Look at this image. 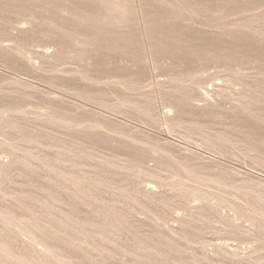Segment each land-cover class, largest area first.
Listing matches in <instances>:
<instances>
[{"label":"rangeland","instance_id":"rangeland-1","mask_svg":"<svg viewBox=\"0 0 264 264\" xmlns=\"http://www.w3.org/2000/svg\"><path fill=\"white\" fill-rule=\"evenodd\" d=\"M257 13L197 16L202 20L184 24L216 40L229 37L239 18L263 25ZM3 16L0 36L10 44L22 17ZM132 20L131 61L120 64L103 49L85 55L92 61L88 78L80 71L84 62L69 56L41 68L37 52L53 48L39 36L26 39L24 56H0V123L10 118L18 125L0 129V264H264V161L239 146L217 152L204 139L233 135L264 154V102L248 104L257 108L248 112L233 100L251 83L264 87V31H244L263 57L256 64L243 59L228 68L207 54L170 68L147 61L142 19ZM133 57L139 85L123 92L110 75L119 72L113 66L127 74ZM169 69L182 74L188 90L220 103L174 106L187 121L172 129L157 115L167 111L158 83ZM144 97L149 114L128 101ZM9 143L26 163L13 158Z\"/></svg>","mask_w":264,"mask_h":264},{"label":"bare ground","instance_id":"bare-ground-1","mask_svg":"<svg viewBox=\"0 0 264 264\" xmlns=\"http://www.w3.org/2000/svg\"><path fill=\"white\" fill-rule=\"evenodd\" d=\"M137 2L139 3H135V0H0V18H3V14L6 13H14L16 16L19 17L21 15L22 17H19L21 20L15 19L14 21V30L16 31L12 39L13 42L10 44H4L5 39L0 36V56L6 57L14 55L12 58L24 56V48L29 44L26 43V39L28 40L31 37L34 39L35 36H39L45 39L44 47L46 49H49L50 47L53 48L51 52L45 50L36 51L38 58L42 62L41 68H45L47 65L52 66L53 64L62 61L64 59L63 57L67 58L69 56L72 60L76 59L84 62L85 68L80 71H82L81 74L83 78H88L89 75L85 69H89L92 64L89 63L90 58H86L85 55L91 57V54L94 52L98 53V51L103 49L111 51V55L113 56H118L117 61L120 64L131 61L126 55H130V52L132 51L133 38L130 33V27L131 21H133L132 18H134L135 20H138V22L142 19L144 25L143 35L146 36L144 39H147L148 45L146 46H148V51L150 53L147 61L150 62L152 66L166 64L171 68L174 63L178 64L179 61H182L183 63L188 57L196 58V56L207 54H212V57H216L218 64L220 61H223L224 66L227 65L228 68H231V66L236 63L234 61L247 59L251 64H256L263 60L262 58L264 57V54H262L263 57H261L256 52H253L258 47H253V45L251 46L246 43V35L248 34H245V32L249 27L255 29L254 31L257 33H262V31H264V24H257L258 20L256 21V25L252 27L246 22H241L242 20L239 18L240 22L237 20L239 26L227 31L229 37L218 38L216 40L208 39L204 34L192 31L191 28H188L187 26H190V24L185 25L184 23L192 22L197 16L207 17L210 15L212 17V15H217L220 17L222 14L232 15L233 13L237 14L239 12L244 13L246 11L254 10H258V12L259 10L262 11V14L259 13L258 15L257 13L256 16L262 19L260 21H263L264 0H138ZM197 18L202 20L199 17ZM21 22H25L27 27L24 28L18 26ZM249 30L251 29L249 28ZM259 37L258 40L260 39ZM36 38L38 39V37ZM252 39V41L255 42L257 40L254 35H252ZM144 43L146 42L144 41ZM263 50L262 53L264 52ZM135 65L136 62L133 57L131 66L129 67L131 69L127 74H123L126 72L121 73L118 67L113 66V71L119 72L112 73L110 78H113L112 80H114L115 84L119 86L118 89L123 92L131 91L139 85V76L137 74H140V72L136 73L132 68V66L135 67ZM165 74L167 78L160 81L158 84L161 86L160 89L165 94V107L167 108V111H159L157 112V115L159 118L166 120L172 129L178 124L187 121L179 114L174 113V106L182 103L190 108L205 109V107L214 106L220 103V101L217 99L214 100V97L209 96L208 94H203L193 89L188 90L181 83L182 79H180L179 76L181 77L182 74H180L179 71L169 69ZM262 78H264V76ZM58 82H55V84L59 85ZM62 85L67 84L62 83ZM250 86L251 88L248 86L240 90V92H234L236 95L233 99L235 101H233L235 103V109L241 107L250 112L257 108L248 104L264 102V87L257 86L255 83H251ZM218 87V85H215L216 89L213 91L216 94L219 92ZM75 89L80 92L79 94H83L86 97H97V95L85 87H76ZM139 89L140 88H138V90ZM142 89L144 90V87H142L141 90ZM223 90L224 89H222V92ZM222 96L224 98V95ZM157 97L159 98V96ZM128 101H130L136 111L141 114H149L151 112V108L147 105L148 102L145 97L144 100L137 98L133 100L128 99ZM122 102L119 101L118 103L123 104ZM159 118L157 119L159 120ZM3 120L6 122L0 123V129L2 131L10 132V130L18 128V125L12 121V119L4 118ZM186 134L187 136H190L189 133L186 132ZM5 136L6 140L9 141V136ZM204 139L206 141L205 143L217 152H222L227 149L231 150L232 148L239 146L247 152L254 154L253 158H255L256 161H264V154L260 149L250 144H247V146L246 143H242L243 141H241V139H237V137L233 135L222 138H219L218 136H205ZM0 143L3 144L4 142L0 141ZM9 144L11 145V143ZM16 145V143H13V145L9 146L13 158L16 161L22 160V162L26 163L28 158L20 156L18 153L20 148L16 147ZM149 190L150 189L148 188L145 191L148 195L151 194L150 196L152 197L153 194ZM199 208L206 210L204 206H200ZM189 219L190 218H188V220ZM258 250L259 249H256V252H258ZM9 254L10 253L7 254V257ZM10 256V259L14 258L11 254ZM15 258H17L16 254Z\"/></svg>","mask_w":264,"mask_h":264}]
</instances>
